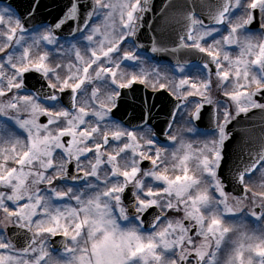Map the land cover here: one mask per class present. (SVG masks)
<instances>
[{"label": "snow or ice", "instance_id": "1", "mask_svg": "<svg viewBox=\"0 0 264 264\" xmlns=\"http://www.w3.org/2000/svg\"><path fill=\"white\" fill-rule=\"evenodd\" d=\"M41 6L0 0V264H264V183H249L264 177V137L246 162L228 148L234 121L264 119V0H218L207 14L194 0H67L36 23ZM173 10L180 47L200 59L177 61L171 86L159 66L122 71L144 63L138 33ZM61 41L77 62L66 76L50 60ZM167 50L153 37V53ZM137 84L200 99L167 113L161 139L162 109ZM213 85L225 99L202 129ZM229 185L245 195L230 200Z\"/></svg>", "mask_w": 264, "mask_h": 264}, {"label": "water", "instance_id": "2", "mask_svg": "<svg viewBox=\"0 0 264 264\" xmlns=\"http://www.w3.org/2000/svg\"><path fill=\"white\" fill-rule=\"evenodd\" d=\"M5 3H10L11 0H3ZM18 3H26V0H17ZM67 0H40L41 7L39 9V15L36 23L40 21H44L45 23L53 22L59 13V7L62 6L63 3H66ZM172 2V0H152V3L156 9H159L164 3ZM190 5L193 4V0H188ZM218 3V0H194L195 4V11L198 13L207 14L209 8L215 7ZM178 14L173 10L170 12L168 18L165 20L161 18L163 22L166 24L169 21H175L176 16ZM182 19V18H181ZM160 20V22H161ZM183 20V19H182ZM160 22L156 24L155 30L148 29L145 27L138 33L137 43L143 45L140 50L143 52H147L152 55L154 59L159 58V51L153 53L151 48L153 46V37L156 40V46L158 47L157 40H158V31L161 29H167L166 26L161 27ZM29 27H32L30 24ZM64 35H67L65 30ZM33 76H38L39 74L32 73ZM35 82V81H33ZM134 88L137 90V95H146L150 102L155 103L157 105V109H162V111L158 112V119L154 121V131L157 135H161V128L164 126L163 121L170 110H173L177 105V101L171 98L167 93L164 94V91L153 92L144 87V85H134ZM131 99V94L129 95ZM157 110L154 109V112ZM40 122H46L45 117L40 118ZM134 123H136L134 121ZM200 126H204L205 128H209L207 125H204L200 122ZM230 128L235 133L234 140L228 145L230 154L234 153L233 155L242 154L245 162L247 161L249 153H255L259 150L261 139L264 137V119H262L261 114L257 111L254 113H250L248 117H244L243 115L239 118V123L236 121L230 125ZM161 139H163L161 135ZM236 151V154H235ZM148 162L145 161L142 167H147ZM227 191L234 192L237 195H243L244 192L239 187H233L229 185L226 187ZM8 235H11L9 232ZM57 243L59 242L60 238L57 237ZM15 243V241H13Z\"/></svg>", "mask_w": 264, "mask_h": 264}, {"label": "rangeland", "instance_id": "3", "mask_svg": "<svg viewBox=\"0 0 264 264\" xmlns=\"http://www.w3.org/2000/svg\"><path fill=\"white\" fill-rule=\"evenodd\" d=\"M112 2L116 3V2H118V0H112ZM115 19H116V23L118 24V21H119V14L118 13L116 14V18ZM97 23H101V21L98 20ZM117 30H118V28H117ZM225 34H227V33L225 32ZM217 38H219V37H217ZM25 39L28 40L29 44L31 43V40L28 39L27 36H25ZM61 43L65 44L64 50L61 51L59 54H57L55 52H51L50 53V60H51V63H52L53 66H55L56 64L63 65L64 67L62 69H60L59 71H60L61 76H66V75L69 74V65L73 66L72 67V72H75V68L77 66V62H76V59H75V52L70 50L69 45L67 43H65L64 41H61ZM72 43H76V42L72 41ZM77 47L80 48L81 54L84 55V59L87 60L88 59V54H86V50L83 47V44H78ZM128 47H129V45H125V48H128ZM43 50L44 49H41V51H43ZM21 51H22V49H21ZM32 52H33V54H36L37 49L35 47H33ZM237 52H238V49L233 52V56H235L237 54ZM0 55H2V54H0ZM141 57H142V60L144 61L143 64L139 65L135 69H133V68H124V66L122 64L121 70L122 71H126V72H132V71L139 72L140 68H144L146 71H149V72L153 71V69L156 66L152 65V64L148 63L146 60H144L142 55H141ZM116 59H119V58L116 57ZM124 63H130V62H124ZM94 67H96V66L93 65V68ZM89 72L92 75H94V73H92V69H89ZM215 79H213V80L215 81ZM88 90H89V93H90L91 86L89 87ZM102 91H103V89H102ZM6 100H7V98H0V103L6 102ZM232 106H233V110L235 111V105L233 104ZM177 126L179 127V125H177ZM172 150H173L172 148H169V152H171ZM254 180H256V179H254ZM248 195H250V193ZM229 199L231 200L230 196H229ZM245 202L248 203L249 207H252V204H251L250 200H246ZM248 228L252 229V226L248 224ZM256 259H258V257Z\"/></svg>", "mask_w": 264, "mask_h": 264}, {"label": "flooded vegetation", "instance_id": "4", "mask_svg": "<svg viewBox=\"0 0 264 264\" xmlns=\"http://www.w3.org/2000/svg\"><path fill=\"white\" fill-rule=\"evenodd\" d=\"M224 34H225V33H224ZM178 43H179V41H178ZM143 59L146 60L147 62H149V63L152 64V65L159 66L161 72H166L167 75H168V77H169V81H168V82L170 83V86H171V84L178 82V80H179V76H178V75H174V73H173V71H172L173 67H174L176 64H174V63L171 62L170 60H162V59H161V60H158V61L154 62V61H152V59H151L150 56H148V55H143ZM213 79H215L214 76H213ZM213 81H214V80H213ZM148 88L151 89L150 86H148ZM165 91H167L168 93H170L168 90H165ZM170 94H171V93H170ZM208 95L211 96V98H212V100H213V104H212V105H213L214 107H215L216 102L225 99V98L223 97V95H222V92H221L218 88H216L215 85H213V88H212L211 92L208 93ZM172 96H173V95H172ZM174 97H175V96H174ZM175 98H176V97H175ZM199 99H200L199 96H197V97H188V101L180 100V104H179V105H182V106L186 105V111H188V112H192V111H194V109H195V104H194V103H190V102L197 101V100H199ZM231 110H232L233 112H235V111L233 110V106L231 107ZM206 111H207V110H206ZM206 111L203 112V113H204V116H210V114L212 113V110H210V112H206ZM205 112H206V113H205ZM200 139H203V138H200ZM254 179H256V180H254ZM251 182H252V183H251ZM249 183H250L251 186H253L254 190H256V191H260V190H261L260 185H261L262 183H264V177H261L260 173L257 172L254 176L251 177V180L249 181ZM250 195H251V194H250ZM250 195H249V197H250ZM229 196H230V198L235 197V196H233V195H231V194H229ZM252 206H253V205H252Z\"/></svg>", "mask_w": 264, "mask_h": 264}]
</instances>
